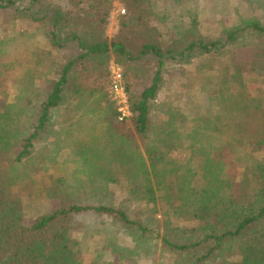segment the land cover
<instances>
[{
	"label": "trees",
	"instance_id": "trees-1",
	"mask_svg": "<svg viewBox=\"0 0 264 264\" xmlns=\"http://www.w3.org/2000/svg\"><path fill=\"white\" fill-rule=\"evenodd\" d=\"M23 1L0 0V11L16 6L14 18L33 23L0 39V264H103L86 259L75 236V217L89 212L138 241L160 237L178 264H264V90L244 78L264 76V20L237 12L208 31L187 7L188 19L166 34L158 15L183 0ZM115 1L123 13L109 40ZM242 2L264 8V0ZM240 47L251 49L247 59L236 58ZM111 59L127 99L122 119ZM194 59L221 75L207 77L205 110L192 127L178 108L156 124L167 66ZM9 84L18 86L14 94ZM39 143L47 145L39 159L62 168L59 191L71 201L27 224L20 190ZM109 183H123L131 201H159L161 231L150 228L157 220L149 210L105 200Z\"/></svg>",
	"mask_w": 264,
	"mask_h": 264
},
{
	"label": "rangeland",
	"instance_id": "rangeland-1",
	"mask_svg": "<svg viewBox=\"0 0 264 264\" xmlns=\"http://www.w3.org/2000/svg\"><path fill=\"white\" fill-rule=\"evenodd\" d=\"M23 1V0H22ZM64 5L65 0H55ZM243 1V0H242ZM239 0H183L175 7V12L168 13L165 17L161 12L160 18H157V24L166 34H171L176 20H187L189 14L186 8L199 11L200 20L207 25L205 30H212L222 23L229 24L237 12L246 16H256L264 20L263 6L251 5L249 2ZM24 3V1H23ZM160 5L163 6V0ZM186 5V6H185ZM184 9V12L180 8ZM234 7H237L236 10ZM16 6L7 10L0 11V39L6 38L10 34L19 31H32L33 23L27 18L15 19ZM161 9V8H160ZM123 13V7L119 1L114 2L113 10L108 19L107 36L108 39L118 31V18ZM181 15V16H180ZM172 30V31H171ZM249 47L234 48V54L237 59H247L250 56ZM231 55V54H230ZM224 62L229 65V55H224ZM208 62L194 59L191 64H170L165 71V84L159 92L152 109V117L156 124L167 119L170 111L182 109L186 112L188 120L184 126L192 127L196 114L205 110L207 101L208 76L214 80H219L221 75L218 72H207L209 69ZM110 68L112 74L117 72V64L111 59ZM245 75V81L249 82L252 88L264 90V76L259 71L248 72ZM228 82H232L228 78ZM18 90L16 84H9V91L14 94ZM125 106L124 103H121ZM125 108V107H124ZM47 145L39 143L36 145L35 153L32 160L28 161L26 166L29 167L28 176L21 186L20 193L23 198L25 207V221L27 224L32 223L39 216L48 213L52 209L69 203L71 200L59 191L58 177L62 168L51 165L48 159L41 158L40 154ZM184 155L181 151L171 153L172 157L177 159ZM70 172L73 166L72 162L66 163ZM36 170V171H35ZM90 187V186H89ZM86 190L91 188L85 187ZM112 197L114 203H122L131 209L149 210L150 215L157 220L151 222L150 228L155 232L161 231V225L166 220L163 216L165 207H162L158 201L154 204H142L127 199V188L123 183H109L106 186L105 200ZM171 223L178 226L187 225L182 219L171 218ZM75 236L82 241L84 246V257L89 260H99L103 264H178L177 256L162 248L160 237L151 239L144 237L140 241L119 225H112L103 216L92 212L77 215L75 217Z\"/></svg>",
	"mask_w": 264,
	"mask_h": 264
},
{
	"label": "built area",
	"instance_id": "built-area-1",
	"mask_svg": "<svg viewBox=\"0 0 264 264\" xmlns=\"http://www.w3.org/2000/svg\"><path fill=\"white\" fill-rule=\"evenodd\" d=\"M117 72L116 74H112L113 78V96L116 99L118 103V110L120 112V118H124L129 115L128 111V106H127V99H126V94L124 91V88L122 86L121 82V73H120V68L117 66ZM121 103H124L125 106H122ZM125 107V108H124Z\"/></svg>",
	"mask_w": 264,
	"mask_h": 264
}]
</instances>
